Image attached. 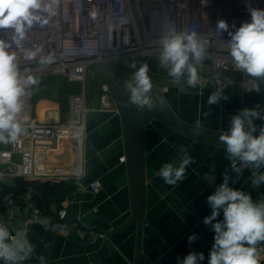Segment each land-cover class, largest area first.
Masks as SVG:
<instances>
[{"label":"crops","instance_id":"crops-1","mask_svg":"<svg viewBox=\"0 0 264 264\" xmlns=\"http://www.w3.org/2000/svg\"><path fill=\"white\" fill-rule=\"evenodd\" d=\"M233 75V84L222 89L228 99H221L218 104L207 103L216 86L189 88L186 75L180 81L182 86L171 87L170 102L169 98L166 101L185 121L196 124L199 120L201 126L227 131L231 117L242 109L256 105L264 109V83L260 84L261 92L249 91L240 85L247 76L236 69ZM166 76L169 77L167 73ZM100 82V79L95 81L93 86H100ZM101 112L99 119L87 122L78 161L63 145L65 151L57 154L55 159L51 153L39 151V157L45 163L43 168L55 163L62 165L70 175L67 179L44 183L30 181L33 184L23 191L11 190L18 179L10 178L7 184L0 186V222L10 229L26 224L28 238L34 246L32 257L23 264H40L38 258L41 255L45 257V264H134L136 223L112 231L131 214L128 175L122 160L125 155L121 119L116 108ZM205 112L209 113L206 118ZM68 116L69 113H65L64 119ZM254 124L257 127L254 135H258L264 120L255 119ZM146 135L149 181L143 253L150 257L151 264H178V258L182 260L191 252L203 253L205 258L199 264H208L215 233L203 220L212 211L207 197L223 182V174L228 173L230 187L250 194L254 202L264 200V184L258 188L252 186L253 169L249 166L242 169V175L233 172L224 146L196 142L161 122H153ZM180 145L188 148L195 162L187 167L186 179L175 186L167 185L156 172L164 163L178 164L182 155ZM79 161L84 175L77 179L75 171L80 167ZM260 171L264 172V168ZM205 174L215 175L214 182L205 180ZM97 179L102 183L99 192L91 187ZM46 183H62L64 190L51 200L49 209L31 211V199L41 194L40 185ZM62 210L67 227L62 232H55L48 227L62 220ZM222 220L221 211L217 221ZM193 234L197 239L190 244L188 237ZM260 246L264 247V243L258 244L257 248ZM258 255L260 264H264V250ZM0 264L5 262L0 261Z\"/></svg>","mask_w":264,"mask_h":264},{"label":"clouds","instance_id":"clouds-1","mask_svg":"<svg viewBox=\"0 0 264 264\" xmlns=\"http://www.w3.org/2000/svg\"><path fill=\"white\" fill-rule=\"evenodd\" d=\"M202 3L206 4L207 0H202ZM57 4L58 0H0V30H11L12 43L20 48L34 24L43 27L56 14L54 6ZM247 10L250 12V21L242 23L234 32L229 31V25L223 19L217 21L216 31L228 33L230 39L225 43L233 67L251 78L249 91L259 93L260 84L264 83V9L248 5ZM41 13H47V17ZM206 43L194 30L178 32L173 27L161 33L157 41L161 49L159 59L173 83H179L186 75V85L189 88L197 87L200 80L197 65L205 58ZM11 46V43L0 39V143L3 144L16 142L22 134L23 128L18 120L23 110L22 98L29 86H38L40 83L36 76L21 73L17 53L10 51ZM42 53L43 49L36 47L26 50L24 58L33 60L39 56L41 67L54 62L52 54ZM127 67L134 71L123 84L124 92L128 95L125 107L134 105L141 112L145 108L150 110L152 82L148 65L141 64L137 69L136 63H129ZM221 99L227 100L228 96L224 95L221 88H216L207 103L215 105ZM208 115V112L204 113L205 118ZM255 119L264 120V109L259 105L242 109L231 117L230 127L219 136V141L226 145L232 171L243 174L242 168L237 167V161L251 167V184L258 188L264 184V172L260 171L264 168V126L260 127L258 135H254L257 132ZM196 126H200L199 120ZM179 152L182 155L178 164L164 163L156 172L167 185L175 186L186 179L187 167L195 162L186 146L180 145ZM75 175L80 179L84 170L78 168ZM204 179L212 183L215 175L205 174ZM229 181L230 177L225 172L223 182L207 197L212 211L203 223L211 225L215 233L208 264H260L257 245L264 243V200L254 202L250 194L230 187ZM221 211L223 220L217 221ZM196 239L195 234L190 235L188 242L191 244ZM33 253L34 246L28 238L26 224L10 229V226L0 222V261L5 264H23ZM204 258L203 253L191 252L182 260L178 258V264H199ZM38 259L40 264H45L44 256Z\"/></svg>","mask_w":264,"mask_h":264},{"label":"built area","instance_id":"built-area-1","mask_svg":"<svg viewBox=\"0 0 264 264\" xmlns=\"http://www.w3.org/2000/svg\"><path fill=\"white\" fill-rule=\"evenodd\" d=\"M138 4L145 25V44L140 43L135 31L128 0H58V4L54 6L56 14L43 27L34 24L20 48L12 43L11 30H0V39L11 43L10 51L17 53L19 69L23 75L36 76L42 72H50L81 86V90L72 93L69 98L71 120L50 123L34 116L33 86L26 89L22 98L23 110L18 116L23 132L16 142L0 143V186L7 184L10 178L44 183L60 182L70 176L62 165L57 166L56 163L43 168L45 163L39 157V151L51 153L55 159L60 153L58 148L65 151L63 146H66L78 161L88 114L116 108L111 96L110 81L103 77L98 78L101 80L100 86L105 87L100 92L99 105H89L87 75L90 67L146 56L149 71L152 70L149 64L151 60L156 61L159 67L166 68L159 59L161 49L157 41L161 33L173 27L178 32L194 30L207 41L205 58L197 65L200 71L197 87L214 85L226 88L234 82L235 68L225 43L230 37L227 32L216 31L217 21L223 19L228 23L229 31L234 32L242 23L250 21L248 5L264 9V0H207L206 4L202 0H138ZM41 15L47 17V13ZM36 47L43 49L42 55L52 54L54 62L41 67L39 56L26 60L24 52ZM177 85L182 86V83ZM240 85L244 89H250L251 78H243ZM77 140L80 143L75 145L74 141ZM122 160L125 161V156ZM78 165L81 169L80 161ZM237 167L243 169L246 165L238 162ZM91 187L99 192L102 183L97 179L92 182ZM64 217L65 212L62 210V220L55 221L48 228L62 232L67 227ZM100 236L103 237L104 234ZM257 250L261 253L264 247L260 246Z\"/></svg>","mask_w":264,"mask_h":264},{"label":"water","instance_id":"water-1","mask_svg":"<svg viewBox=\"0 0 264 264\" xmlns=\"http://www.w3.org/2000/svg\"><path fill=\"white\" fill-rule=\"evenodd\" d=\"M135 31L141 44L146 43V31L141 15L138 0H128ZM148 62V57L140 56L123 60H116L92 66L88 69L87 93L90 95L89 105L98 107L100 92L104 86L94 87L93 83L103 77L110 81L113 103L121 119L122 135L124 143L125 165L128 175V186L131 201V214L127 220L113 232L123 230L130 224L136 223V248L134 264H151L149 256L143 253V232L147 222L148 205V167L146 132L153 122H161L172 130L201 143L224 146L219 141L223 130H213L204 126L197 127L192 122L181 119L166 101L159 86L152 87L149 96L152 107L150 110L138 111L134 105L125 107L124 102L128 95L124 92V81L130 78L132 69L127 67L129 63H136L137 69L141 64ZM159 74L149 71L150 79Z\"/></svg>","mask_w":264,"mask_h":264},{"label":"rangeland","instance_id":"rangeland-1","mask_svg":"<svg viewBox=\"0 0 264 264\" xmlns=\"http://www.w3.org/2000/svg\"><path fill=\"white\" fill-rule=\"evenodd\" d=\"M149 64L152 69L151 71L159 74V76L151 79L152 87L159 86L165 98H169L168 101L170 102L171 87H175L177 83H173L171 78L166 76L167 69L159 67L156 61L151 60ZM36 77L39 79L40 83L38 86H33L32 88V106L35 105L33 110L35 117L48 123L70 121L69 98L72 93L80 90L79 84L70 83L64 77L53 75L50 72H43L39 75L37 74ZM37 100H39L38 104L35 103ZM67 112L69 113V116L67 119H64V115ZM101 113V110L90 112L87 116V122L99 119L98 117H100ZM157 124L159 125V123ZM58 149V153H62L61 148ZM67 156H69V154Z\"/></svg>","mask_w":264,"mask_h":264},{"label":"trees","instance_id":"trees-1","mask_svg":"<svg viewBox=\"0 0 264 264\" xmlns=\"http://www.w3.org/2000/svg\"><path fill=\"white\" fill-rule=\"evenodd\" d=\"M32 184H33V182L18 179L16 186L11 188V190L23 191L28 186H30ZM40 190H41V194L38 196H34L31 199V203L29 206L31 211L35 210L36 208L43 209V210L49 209V205H50L51 200L59 197L61 195V193L63 192L64 184H62V183H46V184L40 185Z\"/></svg>","mask_w":264,"mask_h":264},{"label":"bare ground","instance_id":"bare-ground-1","mask_svg":"<svg viewBox=\"0 0 264 264\" xmlns=\"http://www.w3.org/2000/svg\"><path fill=\"white\" fill-rule=\"evenodd\" d=\"M67 26V25H66ZM68 27H70L69 25H68Z\"/></svg>","mask_w":264,"mask_h":264}]
</instances>
